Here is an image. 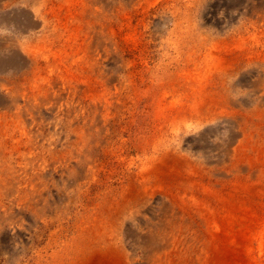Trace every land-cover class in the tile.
<instances>
[{"label":"bare ground","instance_id":"1","mask_svg":"<svg viewBox=\"0 0 264 264\" xmlns=\"http://www.w3.org/2000/svg\"><path fill=\"white\" fill-rule=\"evenodd\" d=\"M114 1L0 2V28L10 29L13 25L19 33L18 36L0 35V49L12 48L13 52L16 51L17 61L11 55L7 63L17 62L21 71L15 81L0 82V208L5 206L2 203L4 199L12 200L16 194H22V209L17 214L0 211V231L9 241L16 243V240H22L28 231L39 227L48 214V199L45 196L48 188V164L53 167L56 164H70L72 169L69 171L72 173L86 163L92 172L99 171L95 163L96 156L102 147L109 145L113 131L111 110L116 96H120L128 84L127 78H122L121 81L118 78L122 70L133 65L126 57L130 45L125 41V24H121L119 29V40L116 34L114 21H119L115 20V14H120L111 6ZM157 1L146 3L144 0H121L119 20L123 22L127 19L132 9L143 8L145 5V11L149 10ZM245 1L257 3V0ZM20 2L22 7L19 6ZM249 6L241 8L243 13L249 12ZM199 11L202 10L199 8ZM261 17H255L254 20L246 18L244 22H239L237 33L221 34L218 43L233 48L228 53L230 56L234 52L237 59L263 67L264 19ZM41 63H47L46 75H43L44 72L40 74ZM105 64L109 71L106 75L103 74ZM0 66H4L2 62ZM25 69H31L28 75ZM228 84L229 92L236 96L239 94V97L232 96L231 93L225 94L224 91L207 92L206 89L199 92L196 101L192 97L193 92L187 95L193 100L190 106L199 120L194 124L185 121L182 128L180 118L174 116L166 124L169 126L166 132L171 133L174 141L167 140L161 146L156 144L148 161L143 160L145 164L143 163L138 182L141 184L139 192L144 195L137 200L133 217H145L146 212L153 207L144 203V200L149 197L145 200L148 201L152 195H158L164 207L160 215L153 217L156 225L150 228L152 223L142 222L145 223L142 227L148 229L147 232L129 226L127 234L133 238V243L112 238L116 236L114 231H118V235L122 233L121 228L114 231L104 229L98 233L88 231L87 237L90 240L72 246L67 254L66 264L264 263V76L260 82ZM72 86L75 94L70 96ZM243 86L248 88L246 95H243ZM5 90L9 96L4 93ZM166 95L164 99L170 93ZM84 96L90 101L88 112L82 106ZM235 105L243 106L238 113ZM185 107L188 106L185 104ZM218 108L222 110L218 111ZM178 109L176 107L170 111L175 113ZM62 111H73L72 114L80 118L68 120L64 114L60 115ZM156 119L157 116L153 120ZM211 119L215 120L219 128L224 120L234 129L227 147L223 149L214 145L212 131L217 132V129L213 130L215 125L210 124ZM167 120L171 118L168 117ZM68 124L74 126L70 128L74 133L72 136L64 134ZM48 127L51 129L49 137L45 131ZM193 130L195 134L191 135L189 142L196 148L199 162L187 160L188 151L182 150L179 144L180 136ZM55 137L60 138L61 145L69 154L48 163V152L52 158L58 157L53 152ZM212 150H223L226 155V160L222 161L220 153H217L218 162H222L221 167L218 164L219 167L209 169L206 164L201 163V158L209 159ZM11 205L13 206V202ZM26 215L30 218L28 222H25ZM6 223L15 229L14 232H7L3 228L2 225ZM183 225L193 229L190 242H185ZM160 227L161 230L158 229ZM168 228L172 232L164 235L161 231ZM99 234V240H92ZM6 250L11 255L18 253V249L12 245Z\"/></svg>","mask_w":264,"mask_h":264},{"label":"rangeland","instance_id":"2","mask_svg":"<svg viewBox=\"0 0 264 264\" xmlns=\"http://www.w3.org/2000/svg\"><path fill=\"white\" fill-rule=\"evenodd\" d=\"M120 1L115 0L111 5L114 11L120 14H115V20L119 22L117 23L113 20L115 22L114 27L119 40V29L121 28V24H125L123 30L125 41L128 46L130 45L127 49L128 55L125 54L133 65L128 69L122 70L118 78L120 81L122 78H127L128 84L122 90L121 95L116 96L117 103L115 102L111 110V130L113 131H111L109 145L102 147L103 149L96 156L97 160L95 163H97L99 171L92 172L86 163H83L84 165L82 167L73 168L74 171L72 173H70L72 169L70 164L68 165L66 163L63 166L62 164H56L55 167L48 164V188L45 191V196L48 199V214H46L45 219L39 224V227L28 231L24 238L22 240H16V243L13 240H7L3 236V232L1 233L0 231V264H66V257L71 247L90 240L87 237V233L91 230L98 233L104 229L106 231H114V229L119 230L121 228L122 233L118 235V231H114L116 236L112 238L115 240H124L128 243L135 242L127 234L128 227L131 226L138 231L147 232L148 229L142 226L145 223H152L150 228H153V225H156L155 218L153 217L160 215L164 207V203L158 198V195H152L148 201H145L149 198L147 197L144 203L151 205L153 209L146 212L145 217L142 219L133 217V212L137 209V200L144 195V193L140 194L139 192L141 190V184L138 182L142 174V167L148 161L147 158H150L149 156L154 151L156 144L161 146L167 140L170 141L174 138L169 131L166 132L169 130V126L166 124L171 122L174 116L180 118L179 123H181L182 128L185 125V121L194 124L199 120L190 106L193 100L189 99L187 95L193 92L192 97L196 101V96L204 89L207 92L209 90H215L230 94L228 82H260L264 76V65L260 67L258 64L239 60L234 52L230 56L228 53L232 52L231 50L233 48L218 43V38L221 34L228 35L234 32L237 33L236 29L240 25L239 22H244L246 18L254 20L255 17L262 16L261 18L264 19L263 0H257L255 4L252 1L247 3L245 0H175L176 2L174 0H158L157 4L152 5L149 10L145 11V5L143 8L132 9L131 14L123 22L119 20V17H121ZM144 1L146 3H152L154 0ZM21 5L23 6L22 2L19 3V6ZM246 5H251L249 6V12L243 13L241 8ZM165 7L167 8L165 9ZM199 8L202 11H199ZM228 10H231V12L229 13ZM178 23L179 25H177ZM17 31L15 26L13 27L12 25L10 29L0 28V35L10 34L18 36L19 33ZM180 41L182 42L180 43ZM11 55L17 61V56H15L16 51L13 52L12 48L0 49V62L4 65L0 66V82L15 81L21 74L20 65L16 64L17 62L13 64L7 63ZM234 55L236 58H234ZM106 64L104 65L106 70L103 71L105 75L109 72ZM39 66L41 67L40 74L44 72L43 75H46L47 63H41ZM30 70L25 69L24 71L28 75ZM67 86L66 84V89ZM241 89L243 95L248 94L247 87L243 86ZM172 91H175V96L173 97ZM4 93L9 96L7 90ZM166 93H170V95L164 99L167 96ZM70 94V96L75 94L73 86ZM231 94L232 96L235 95V93ZM237 96L239 97V94ZM84 98L81 102L82 106L86 107L84 110L87 111L90 101L87 97L84 96ZM185 104L188 107H185ZM176 107H179V109L175 113H171L172 111L170 110ZM242 107L236 106L235 109L238 108L236 112L238 113ZM217 110L221 111L222 108H218ZM72 112L62 111L60 115L63 116L64 114L71 121L74 118H80L75 117V114H72ZM155 116H157V119L153 120ZM168 117L171 120H167ZM210 124L215 125L213 130L217 129V132L212 131L214 145L220 146L222 149L227 147V141L230 140L231 133L234 131L232 125L223 120L219 128L215 120L212 119ZM66 127V133L64 132V134L72 136L74 133L70 131V128L74 126L71 127L68 124ZM96 130L99 133V130ZM45 131L48 132L49 137L51 129L48 127ZM193 132L194 130L191 133L181 135L179 144L182 150L188 151L187 160L199 162L200 160L198 159L200 158H198L196 148L189 142L191 135L195 134ZM53 142V147H55L53 152L58 157L52 158L48 152V163L54 162V160L61 159V157L68 156L69 154L61 145L60 138H53ZM13 146L11 145V147ZM40 149L42 150V148ZM217 153H220L222 161L226 160V155L223 150L221 152L219 150H212L211 155L208 152L205 153L209 155V159L205 158L204 160V158H201V163L206 164L209 169L219 167L222 162H218ZM203 156L206 155L203 153ZM207 161L208 164L206 163ZM21 167H17V169ZM43 173H46V171ZM15 176L17 177L18 173ZM21 196L22 194L18 193L12 197V200L4 199L2 203L5 206L4 208H0V211L17 214L22 209ZM12 202L13 206L11 205ZM29 219V216L26 215L25 222H28ZM2 226L7 232H14L15 230L7 223ZM158 229L161 230V227ZM182 229V233L185 235V242H190L189 240L192 238L193 229L186 225H183ZM161 232L164 235H168L172 231L171 228H168ZM95 239L99 240L100 234L92 240ZM9 245L17 248L18 253L15 255L7 253L6 248H9Z\"/></svg>","mask_w":264,"mask_h":264}]
</instances>
